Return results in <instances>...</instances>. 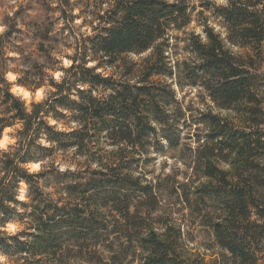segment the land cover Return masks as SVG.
<instances>
[{
	"label": "trees",
	"instance_id": "16d2710c",
	"mask_svg": "<svg viewBox=\"0 0 264 264\" xmlns=\"http://www.w3.org/2000/svg\"><path fill=\"white\" fill-rule=\"evenodd\" d=\"M106 2L75 14V5H57V22H13L0 33V82L7 85L0 88V108L16 109L7 119L0 115V139L19 120L32 132L16 152L0 151V221H33L26 233L31 244L9 251L5 242L6 254L31 256L21 259L27 264H264V96L257 89L260 73L250 71L256 61L234 54L254 46L260 52L253 55L264 56V23L223 5L210 13L208 0L196 13L191 0H118L113 9ZM81 12L91 21L75 25ZM194 13H209L199 32L189 29ZM83 23L88 34L75 32ZM61 47L71 51L64 54L70 66L58 59ZM100 52L106 60L96 59ZM29 64L31 72L21 76ZM55 64L70 76L60 84L52 78L53 96L63 94L37 119L41 105L29 115L12 86L27 88L29 75L47 76ZM77 84L108 94L97 99ZM186 90L197 92L188 102L180 96ZM194 99L210 110L201 111ZM69 110L83 127L49 131V113L63 118ZM42 133L54 147L35 142ZM184 139L190 173L172 187L180 188L188 210L180 224L163 213L159 182L139 170ZM70 152L69 162L87 156L84 163L102 167L60 172L57 156ZM49 160L55 163L45 168ZM26 164L39 169L26 171ZM191 217L214 239L217 251L208 259L185 246L182 225Z\"/></svg>",
	"mask_w": 264,
	"mask_h": 264
},
{
	"label": "clouds",
	"instance_id": "9594fccd",
	"mask_svg": "<svg viewBox=\"0 0 264 264\" xmlns=\"http://www.w3.org/2000/svg\"><path fill=\"white\" fill-rule=\"evenodd\" d=\"M99 3L100 0H97ZM192 3H196L197 0H191ZM16 0H9V3L5 5V12L7 14H11L9 11L10 6H15ZM118 3V0H107L106 3H104L105 9H113L116 4ZM127 3L131 4L133 3V0H127ZM211 8L209 9V12L212 13L216 9L217 5H223L225 8L228 9H234L237 10H245L250 15L257 16L261 23H264V0H210ZM99 10V9H98ZM215 14H220L218 11L215 12ZM209 13H203L201 16L197 17V22L205 23V17H207ZM7 25L3 22H0V33H3L6 31ZM222 31V29H221ZM204 34L201 33V36ZM232 39V37H229ZM236 43V41H233ZM71 43V42H69ZM57 51L60 53L58 59H63L64 54L68 52V49L65 48H58ZM253 52L259 53L260 49L258 47L250 46V48H238L235 50L234 54L238 56H243L244 61H249V58L251 60H255L256 63L250 71L259 72L260 77H258V84L257 89L260 91L261 95L264 96V67H261L262 64H264V56H254ZM78 55V53H77ZM168 55H171V50H169ZM97 60H106L107 56L104 55L103 52H100L98 56L96 57ZM120 61L117 60V63ZM66 66H70V63ZM48 72L47 76H40V75H29L28 81L29 86L25 88L24 90L20 89H13V97L17 98L19 102L24 105L27 109V113L31 115L35 109V104H40V115L37 117V119H45L43 112L48 109L49 104H51L53 99H56L59 95L63 94L57 93V96H53V93L56 92L55 87H49V83L51 82L52 78L55 77L56 84H60L62 81H66V79L70 76V73L65 72L59 64L55 65H49L48 68L45 69ZM115 70V65H113V68L110 69V71ZM25 71L31 72V65H27L24 70L20 72L21 76H24ZM14 76H9L8 79H15ZM116 78H119V72H117ZM132 83H135V80L132 81ZM7 85L0 82V88H4ZM77 87H84L86 89H89V86L87 84H77ZM91 96L96 97L99 99L101 96L106 97L107 92L102 91L99 88H91L89 89ZM0 98H2V93H0ZM72 99H78V97L73 93ZM12 101H9V104H11ZM210 110L206 109L204 106H201V111ZM16 112V109L12 108L9 112H4L3 108H0V115H3L5 119L9 118L10 116H13ZM195 115V113H193ZM77 114L74 111H67L65 112V115L63 118H61L59 115H56L55 118H53V114L49 113L46 122L50 126L49 131L55 133V132H73L75 130H79L83 127V124L79 120H74V117ZM26 127V121L25 120H19L17 122H14V127H10L7 132L11 135L6 137L4 140H0V151L2 152H16L17 149L22 148L23 143L27 139L32 138V132L29 131L27 134L24 132V129ZM32 127H35V124L32 125ZM157 132H159L160 125H157ZM17 141H20V143H17ZM37 144L45 145L47 147H54V145L51 143L49 137L42 133L40 138L35 141ZM76 149H72L71 152H75ZM71 152L69 155H71ZM21 155L23 152L21 151ZM87 156H78L75 158L73 162H61L59 164V171L64 172L65 170H68L70 172H80L82 171L83 167H88L90 163L91 168H98L102 167V165H99L97 163H84V161H87ZM55 163L54 161H44V167L47 168L50 165ZM24 169L29 172L36 171L39 168V165L35 164H26L23 165ZM11 177H9L10 179ZM45 192L50 191V189H45ZM23 192V189H21V193ZM20 199H24L23 194L19 197ZM28 211H31V209H28ZM0 216H3V213H0ZM33 223L31 219L25 220L20 223H9L6 226L3 224L2 221H0V241L3 243L0 244V264H20L21 259H27L29 261L32 260L31 256L28 257H21V256H10L6 254V251L4 249L5 242H7V245L10 246L8 249L9 251L15 250L18 247L23 248L27 247L31 244V238L26 235V233L30 230V225ZM23 241L24 243L21 244L20 242ZM264 255V254H262Z\"/></svg>",
	"mask_w": 264,
	"mask_h": 264
},
{
	"label": "rangeland",
	"instance_id": "374dc122",
	"mask_svg": "<svg viewBox=\"0 0 264 264\" xmlns=\"http://www.w3.org/2000/svg\"><path fill=\"white\" fill-rule=\"evenodd\" d=\"M61 1V3H59ZM206 0H197L196 4V11L200 9L199 3L202 2L205 4ZM210 1V0H208ZM9 3V0H0V22L5 23L6 25H11L13 22H17L20 26L23 24L28 25L32 21H56V18L58 16L57 12L54 11L55 7L57 5H75V13H79L80 10H84L85 13L88 12L87 10L95 9L98 5H101V0L98 3L97 0H16L15 6H10L9 11L11 14H7L5 12V5ZM208 5H211L210 2H208ZM17 15H14L16 14ZM81 12L82 18L78 17L74 23L75 25H79L84 21L87 23L88 21H91L90 16H86V14ZM194 13V21L189 26V29H193L197 32L201 30V28L198 26L197 22V15ZM60 22L59 24H55V28H58L60 25H62L61 20H58ZM210 22H214L213 19L210 20ZM82 27H78L79 29L75 32L77 33H87L89 31V26L87 24H84ZM26 28V26H25ZM21 39H24L25 43H30L29 40L25 39V37H22ZM30 49H33V45H30ZM67 54H71V51L68 50ZM134 59H137L138 57L133 56ZM41 60V59H40ZM62 65L66 66L71 61L63 57ZM106 73L109 71L106 70ZM14 76L13 73H8L7 77ZM15 79H9V81L13 82ZM17 85L12 86V90L16 89ZM185 93H181L180 96L186 94L185 102L190 101V99L193 98V96L197 93L196 90H186ZM195 105L201 106L197 103V101L194 99ZM9 128H7L0 140L10 136L11 134L7 132ZM3 139V140H4ZM189 140H181V143L178 147L166 150V146L162 151H159L154 158H150L145 163V166L143 167L142 171L148 180L155 182H159L160 186L159 189L161 193L163 194L162 199V210L163 213L170 214L173 218H175L176 223L179 222L182 223V219H184L186 216L188 217V210L183 208L182 204L179 200V195L181 190L175 189L173 190L172 187L177 186L179 183L184 181L185 177L190 173V169L186 167L188 164V151L186 149L185 145H189ZM110 149V148H108ZM73 159L72 154H59L57 156V160L59 163L61 162H69ZM39 165V164H37ZM39 169V168H38ZM37 169V170H38ZM36 170V171H37ZM21 189H23V196H24V190L25 187L22 184ZM20 189V191H21ZM189 218V217H188ZM186 223V224H185ZM183 223L182 229L186 232L184 235L185 239V246L191 250L193 253H197L198 255L204 256L206 259H208L211 254L217 251L216 244L214 242L213 237L209 234L208 228H206L204 225L201 224L200 219L198 217H191V220H187V222ZM20 264H27L25 261L21 260ZM48 264V263H47ZM68 264H73L72 262Z\"/></svg>",
	"mask_w": 264,
	"mask_h": 264
},
{
	"label": "bare ground",
	"instance_id": "6f19581e",
	"mask_svg": "<svg viewBox=\"0 0 264 264\" xmlns=\"http://www.w3.org/2000/svg\"><path fill=\"white\" fill-rule=\"evenodd\" d=\"M15 87H16V89L24 90V88H22V87H19V86H15ZM4 137H5V136H4ZM4 137H3V139H4ZM3 139H2V140H3ZM35 165H37V164H35ZM21 194H23V192L20 193V196H21ZM20 196H19V197H20Z\"/></svg>",
	"mask_w": 264,
	"mask_h": 264
}]
</instances>
